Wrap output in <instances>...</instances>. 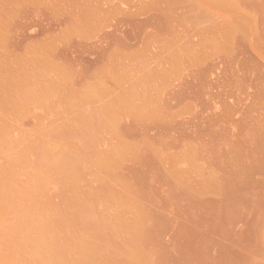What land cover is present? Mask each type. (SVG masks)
I'll use <instances>...</instances> for the list:
<instances>
[{"label": "rangeland", "instance_id": "1", "mask_svg": "<svg viewBox=\"0 0 264 264\" xmlns=\"http://www.w3.org/2000/svg\"><path fill=\"white\" fill-rule=\"evenodd\" d=\"M0 264H264V0H0Z\"/></svg>", "mask_w": 264, "mask_h": 264}]
</instances>
